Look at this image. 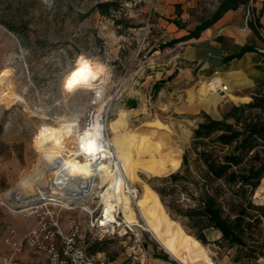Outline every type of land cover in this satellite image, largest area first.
I'll return each mask as SVG.
<instances>
[{"label":"rangeland","instance_id":"rangeland-1","mask_svg":"<svg viewBox=\"0 0 264 264\" xmlns=\"http://www.w3.org/2000/svg\"><path fill=\"white\" fill-rule=\"evenodd\" d=\"M128 1L0 0V76L10 72L15 93L23 98L10 107L0 103V259L19 253L14 244L36 222L30 207L18 210L3 198L37 174L45 158L40 137L74 118L89 127L100 110L107 137L115 144L129 141L120 164L138 194L130 216L134 232L96 241L86 232L89 250L103 252L115 264L138 259L146 264H254L258 259L236 261V248L217 244L216 232L207 231L208 243L198 240L155 187L180 169L204 113L222 117L233 104L248 101L257 85L241 83V91L233 92L218 70L229 96L202 99L198 89L216 75L202 78L198 66L184 63L185 42L169 37L154 0L138 8ZM85 63L107 72L101 99L94 89H65V79ZM254 198L264 204V179ZM55 209L67 228L71 216L87 222L79 204Z\"/></svg>","mask_w":264,"mask_h":264},{"label":"trees","instance_id":"trees-1","mask_svg":"<svg viewBox=\"0 0 264 264\" xmlns=\"http://www.w3.org/2000/svg\"><path fill=\"white\" fill-rule=\"evenodd\" d=\"M249 1H222L210 19L183 39L197 37L224 12ZM249 26L258 33L259 18L254 15ZM254 50L246 45L225 61ZM263 179L264 79L248 101L233 104L222 117L204 113L180 169L161 178L155 190L202 243L209 242L211 230L219 235L217 244L236 248V261H251L264 256V204L254 198Z\"/></svg>","mask_w":264,"mask_h":264},{"label":"bare ground","instance_id":"bare-ground-1","mask_svg":"<svg viewBox=\"0 0 264 264\" xmlns=\"http://www.w3.org/2000/svg\"><path fill=\"white\" fill-rule=\"evenodd\" d=\"M88 67L90 71L86 78H74L73 74L68 76L65 79V89L70 92L78 88L94 89L97 99H101L104 92V85L101 83L106 82L107 72L100 65ZM70 80L73 81L71 89L67 86ZM222 82L219 77L213 78L198 89V94L202 99L208 100V96L218 93ZM224 96L229 95L227 93L221 97ZM17 101H23V98L15 93L10 72L6 71L0 76V103L10 107ZM101 113L100 110L97 111L89 127L83 128L80 120L74 118L66 120V123L61 124L52 134L41 136L39 148L45 153V158L38 163L37 174L20 182L18 189L11 188L6 191L3 199L13 208L24 207L47 195L61 197L66 201L75 199L77 203L83 202L84 198L99 193V188L111 178L117 179L120 175L118 192H107L106 196L114 197L123 212L125 222L133 223L130 216L138 190L127 183L120 164V158L128 154L129 141L113 143L106 135V125L101 120ZM89 142L92 143L90 155L87 154ZM81 144L85 146L84 150L80 148ZM77 158H81V166H77ZM24 209L27 208L18 210Z\"/></svg>","mask_w":264,"mask_h":264},{"label":"crops","instance_id":"crops-1","mask_svg":"<svg viewBox=\"0 0 264 264\" xmlns=\"http://www.w3.org/2000/svg\"><path fill=\"white\" fill-rule=\"evenodd\" d=\"M222 1L224 0H154V7L158 20L168 24L166 28L169 37L185 42L180 51L184 63L198 66L202 78L210 77L215 70L221 71L225 80L230 82L231 90L238 92L241 91V83L255 87L264 79V0H254L252 5L253 13L261 23L258 33L250 26L245 27L246 5L240 3L224 12L197 37L183 39L204 19L207 20L209 12L214 14ZM246 45L255 50L225 61L227 56L237 54ZM14 255L25 263L37 260L30 249ZM254 264H264V256Z\"/></svg>","mask_w":264,"mask_h":264},{"label":"built area","instance_id":"built-area-1","mask_svg":"<svg viewBox=\"0 0 264 264\" xmlns=\"http://www.w3.org/2000/svg\"><path fill=\"white\" fill-rule=\"evenodd\" d=\"M254 0H250L245 6V27H249V22L254 19L253 5ZM147 0H129L127 5L138 8L146 4ZM151 12L153 9L151 8ZM151 12L150 15L151 16ZM214 75L219 77V71L215 70ZM215 77V78H216ZM220 78V77H219ZM229 88L222 82L218 89L227 94ZM117 177V176H116ZM120 175L117 179H110L99 193V197L87 205H80L87 214L86 224L76 216L68 219V228L56 211V206L67 207L58 202H44L30 207L32 213L36 214V222L23 237L14 244L16 252L30 249L37 260L33 263L20 261L14 253L0 259V264H115L103 256V252L92 253L88 248L85 234H89L92 240H102L106 236L121 234L125 231H132L135 223L125 222L123 212L114 197H107V192L117 193L119 190ZM118 181V182H117ZM111 205L113 208H111ZM74 209L75 207H68ZM85 229H87L85 231ZM122 235V234H121ZM135 235V234H134ZM137 243L142 240L138 234L135 235ZM136 259V258H135ZM146 259H138L137 262L128 264H146Z\"/></svg>","mask_w":264,"mask_h":264},{"label":"water","instance_id":"water-1","mask_svg":"<svg viewBox=\"0 0 264 264\" xmlns=\"http://www.w3.org/2000/svg\"><path fill=\"white\" fill-rule=\"evenodd\" d=\"M222 95H224L223 92H221ZM104 188V186L100 187L99 188V193L101 192V190ZM99 193H96V194H92L90 195L89 197H86L84 198L82 201L83 202H79L78 203L76 202L75 199H71L69 201H66L65 199L61 198V197H57V196H54V195H47V196H44V197H41V198H38L36 200H34L33 202H31L30 204L28 205H25L24 207L23 206H16L18 207L19 209L21 208H27V207H32V206H36V205H39L41 203H44V202H58V203H61V204H65V205H68V206H74V205H87L89 204L90 202L93 201V199H97L99 197ZM92 196V197H91Z\"/></svg>","mask_w":264,"mask_h":264},{"label":"snow or ice","instance_id":"snow-or-ice-1","mask_svg":"<svg viewBox=\"0 0 264 264\" xmlns=\"http://www.w3.org/2000/svg\"><path fill=\"white\" fill-rule=\"evenodd\" d=\"M89 71H90V69H89L88 65L85 63V65L82 68L78 69L76 72L73 73V77L74 78L75 77H85L86 78V75ZM67 86L69 87V89H71L73 86V81L70 80ZM80 148L82 150H84L85 146L83 144H81ZM91 148H92V143L89 142V147L87 149V154H89V155L91 154Z\"/></svg>","mask_w":264,"mask_h":264}]
</instances>
